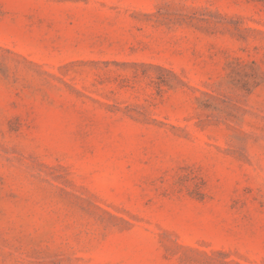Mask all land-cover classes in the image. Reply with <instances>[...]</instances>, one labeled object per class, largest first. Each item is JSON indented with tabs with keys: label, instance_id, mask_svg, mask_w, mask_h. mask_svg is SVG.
<instances>
[{
	"label": "rangeland",
	"instance_id": "1",
	"mask_svg": "<svg viewBox=\"0 0 264 264\" xmlns=\"http://www.w3.org/2000/svg\"><path fill=\"white\" fill-rule=\"evenodd\" d=\"M0 264H264V0H0Z\"/></svg>",
	"mask_w": 264,
	"mask_h": 264
}]
</instances>
